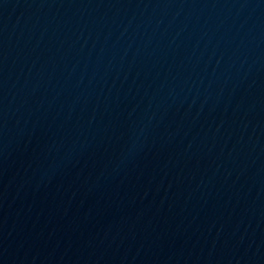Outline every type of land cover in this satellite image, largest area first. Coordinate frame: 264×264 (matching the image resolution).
<instances>
[{"label":"water","instance_id":"obj_1","mask_svg":"<svg viewBox=\"0 0 264 264\" xmlns=\"http://www.w3.org/2000/svg\"><path fill=\"white\" fill-rule=\"evenodd\" d=\"M0 264H264V0H0Z\"/></svg>","mask_w":264,"mask_h":264}]
</instances>
